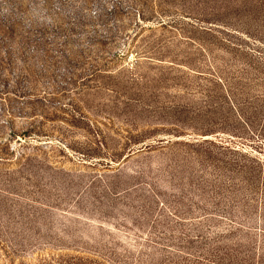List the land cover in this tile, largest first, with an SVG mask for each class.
Wrapping results in <instances>:
<instances>
[{
    "label": "rangeland",
    "instance_id": "obj_1",
    "mask_svg": "<svg viewBox=\"0 0 264 264\" xmlns=\"http://www.w3.org/2000/svg\"><path fill=\"white\" fill-rule=\"evenodd\" d=\"M264 264V0H0V264Z\"/></svg>",
    "mask_w": 264,
    "mask_h": 264
},
{
    "label": "trees",
    "instance_id": "obj_2",
    "mask_svg": "<svg viewBox=\"0 0 264 264\" xmlns=\"http://www.w3.org/2000/svg\"><path fill=\"white\" fill-rule=\"evenodd\" d=\"M260 264H262V262L260 261Z\"/></svg>",
    "mask_w": 264,
    "mask_h": 264
}]
</instances>
